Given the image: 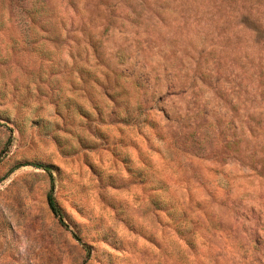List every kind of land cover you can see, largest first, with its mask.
<instances>
[{"label": "rangeland", "instance_id": "obj_1", "mask_svg": "<svg viewBox=\"0 0 264 264\" xmlns=\"http://www.w3.org/2000/svg\"><path fill=\"white\" fill-rule=\"evenodd\" d=\"M0 264H264V0H0Z\"/></svg>", "mask_w": 264, "mask_h": 264}, {"label": "trees", "instance_id": "obj_2", "mask_svg": "<svg viewBox=\"0 0 264 264\" xmlns=\"http://www.w3.org/2000/svg\"><path fill=\"white\" fill-rule=\"evenodd\" d=\"M41 168H44L42 166H40ZM47 171H49L48 168H45ZM49 205H50V208L52 210V212L57 215L58 217H60V221L62 224L65 225L64 223V220H63V217H62V210L61 208L59 207L58 203L55 201V199L50 195L49 196ZM76 238H78L80 240V238L78 237V235H75Z\"/></svg>", "mask_w": 264, "mask_h": 264}]
</instances>
